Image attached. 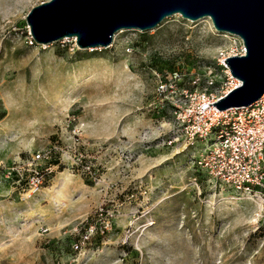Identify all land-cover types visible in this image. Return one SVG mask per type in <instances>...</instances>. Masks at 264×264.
<instances>
[{
  "label": "rangeland",
  "instance_id": "rangeland-1",
  "mask_svg": "<svg viewBox=\"0 0 264 264\" xmlns=\"http://www.w3.org/2000/svg\"><path fill=\"white\" fill-rule=\"evenodd\" d=\"M48 1L0 0V264H264L258 206L192 168L155 92L154 72L176 65L222 75L239 39L172 15L103 48L37 45L26 16ZM44 151L58 164L24 198L2 166Z\"/></svg>",
  "mask_w": 264,
  "mask_h": 264
},
{
  "label": "built area",
  "instance_id": "built-area-1",
  "mask_svg": "<svg viewBox=\"0 0 264 264\" xmlns=\"http://www.w3.org/2000/svg\"><path fill=\"white\" fill-rule=\"evenodd\" d=\"M245 54L241 41L229 52L221 51L220 76L211 68L194 66L154 72L155 92L172 115L174 141L196 150L192 168L215 190L253 202L264 216V94L246 107L219 111L212 105L240 86L225 60ZM54 162L50 151L37 152L2 166L3 176L16 179L21 195L28 199L46 182L50 167L58 164ZM192 181L198 188L197 178Z\"/></svg>",
  "mask_w": 264,
  "mask_h": 264
},
{
  "label": "water",
  "instance_id": "water-1",
  "mask_svg": "<svg viewBox=\"0 0 264 264\" xmlns=\"http://www.w3.org/2000/svg\"><path fill=\"white\" fill-rule=\"evenodd\" d=\"M176 13L191 22L209 17L215 31L238 35L246 49L245 57L225 60L242 87L212 105L221 111L259 100L264 94V0H50L33 7L26 23L39 44L77 35L76 46L82 49L109 46L121 28L150 31Z\"/></svg>",
  "mask_w": 264,
  "mask_h": 264
},
{
  "label": "bare ground",
  "instance_id": "bare-ground-1",
  "mask_svg": "<svg viewBox=\"0 0 264 264\" xmlns=\"http://www.w3.org/2000/svg\"><path fill=\"white\" fill-rule=\"evenodd\" d=\"M28 1H30V0H8V3L10 4V6H12L13 7V10H20V9H22L23 7H24V5H26V4H28ZM50 1V0H49ZM48 1V2H49ZM178 15H180V14H178V13H176L175 14V16H178ZM202 20H210V18L209 17H205V18H203ZM188 21H190V20H188ZM200 21V20H199ZM209 22V21H208ZM210 23H211V27L213 28V24H212V22H211V20H210ZM128 29H136V30H140V28H138V27H135V28H133V27H130V28H121L119 31H117V32H121V31H123V30H128ZM214 29V28H213ZM215 30V29H214ZM221 35L224 37V38H226V39H230L229 38V36L231 35V36H235V38H238L241 42H242V39L238 36V35H234V34H229V33H226V32H224V33H221ZM114 36V35H113ZM113 36H112V41H113ZM76 37H77V35H76ZM76 37L75 36H73V37H71L74 41H76ZM71 38H68V37H64L63 38V40L64 39H71ZM32 39H33V37H32ZM33 41H34V43L35 44H37V45H48V44H52V43H55L56 42V40L55 41H51V42H48V43H45V44H39V43H37V42H35V40L33 39ZM112 43V42H111ZM77 47L79 48V46L77 45ZM103 48L104 46H101V45H97L96 47H87V48H82V49H89V50H92L93 48ZM79 49H81V48H79ZM246 56V54L245 55H242V57H245ZM226 65V64H225ZM229 69V68H228ZM229 73H230V70H229ZM231 74V73H230ZM232 78L233 79H235V80H237L239 83H240V86L242 87V84H243V81H241V80H239L238 78H235V77H233L232 76ZM239 86V87H240ZM238 87V88H239ZM237 89V88H236ZM71 183V181H70V178L66 175V173L65 172H63V173H59L58 174V177H57V183H56V187L57 186H68L69 184Z\"/></svg>",
  "mask_w": 264,
  "mask_h": 264
},
{
  "label": "crops",
  "instance_id": "crops-1",
  "mask_svg": "<svg viewBox=\"0 0 264 264\" xmlns=\"http://www.w3.org/2000/svg\"><path fill=\"white\" fill-rule=\"evenodd\" d=\"M9 160H11V157H10V156H8V161H9Z\"/></svg>",
  "mask_w": 264,
  "mask_h": 264
},
{
  "label": "trees",
  "instance_id": "trees-1",
  "mask_svg": "<svg viewBox=\"0 0 264 264\" xmlns=\"http://www.w3.org/2000/svg\"><path fill=\"white\" fill-rule=\"evenodd\" d=\"M54 163H56V162H54Z\"/></svg>",
  "mask_w": 264,
  "mask_h": 264
}]
</instances>
